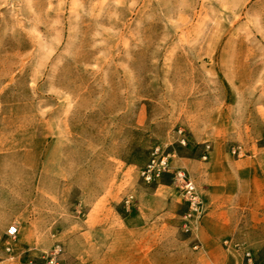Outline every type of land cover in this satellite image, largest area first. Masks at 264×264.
Masks as SVG:
<instances>
[{"label":"rangeland","instance_id":"374dc122","mask_svg":"<svg viewBox=\"0 0 264 264\" xmlns=\"http://www.w3.org/2000/svg\"><path fill=\"white\" fill-rule=\"evenodd\" d=\"M157 147L170 172L147 184ZM210 203L238 208L240 248L264 258V0H0V261L61 244L67 264L145 207L195 222Z\"/></svg>","mask_w":264,"mask_h":264},{"label":"crops","instance_id":"0c3cea01","mask_svg":"<svg viewBox=\"0 0 264 264\" xmlns=\"http://www.w3.org/2000/svg\"><path fill=\"white\" fill-rule=\"evenodd\" d=\"M237 197L244 198V192ZM237 209L210 203L200 220L187 222L174 207H145L139 220L128 218V237L83 243L92 247L88 254L70 253L67 264H244L242 248L235 245L247 243L253 224L237 216Z\"/></svg>","mask_w":264,"mask_h":264},{"label":"built area","instance_id":"2783aa9c","mask_svg":"<svg viewBox=\"0 0 264 264\" xmlns=\"http://www.w3.org/2000/svg\"><path fill=\"white\" fill-rule=\"evenodd\" d=\"M180 142L186 145L188 142L187 136L183 131H179ZM209 149V147H208ZM233 155L238 157L243 156L244 150L242 147H234L232 151ZM207 159V156L205 157ZM169 157L165 155L161 147H157L152 153L151 159L146 167L142 170L141 176L147 184H153L160 181L161 177L170 172ZM174 181L181 192V196L185 202L190 206L192 215L201 216L203 213L200 196L198 194L197 186L189 173L185 170H179L175 172ZM133 203V196H129L126 204L131 205ZM19 234L17 226H11L7 230V237L9 240L14 241ZM228 245V243H226ZM236 248H240L235 245ZM197 248V247H195ZM12 248L7 245L6 251L11 252ZM244 264H264V258L260 257L259 253L250 248H242ZM64 247L61 244L55 245L51 250L42 253L38 261H30L29 264H64Z\"/></svg>","mask_w":264,"mask_h":264}]
</instances>
